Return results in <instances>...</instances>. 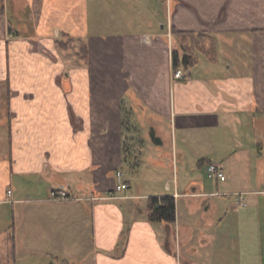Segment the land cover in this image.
I'll use <instances>...</instances> for the list:
<instances>
[{
	"label": "crops",
	"instance_id": "obj_1",
	"mask_svg": "<svg viewBox=\"0 0 264 264\" xmlns=\"http://www.w3.org/2000/svg\"><path fill=\"white\" fill-rule=\"evenodd\" d=\"M176 30L215 46L182 79ZM263 195L264 0H6L0 264H264Z\"/></svg>",
	"mask_w": 264,
	"mask_h": 264
},
{
	"label": "trees",
	"instance_id": "obj_2",
	"mask_svg": "<svg viewBox=\"0 0 264 264\" xmlns=\"http://www.w3.org/2000/svg\"><path fill=\"white\" fill-rule=\"evenodd\" d=\"M5 12L3 0H0V15ZM178 40L179 48L173 53L174 70L190 69L199 61V53L212 56L215 50L214 40L205 34H195L194 32L174 31ZM209 43L210 47H206ZM61 47L68 49L67 42H61ZM78 55L83 59H88V49L85 43H80ZM126 120V119H125ZM148 206V219L152 222L175 223L177 218L176 199L172 196L162 198H150Z\"/></svg>",
	"mask_w": 264,
	"mask_h": 264
},
{
	"label": "built area",
	"instance_id": "obj_3",
	"mask_svg": "<svg viewBox=\"0 0 264 264\" xmlns=\"http://www.w3.org/2000/svg\"><path fill=\"white\" fill-rule=\"evenodd\" d=\"M184 77H185V73L182 69L175 70V72H174V78L175 79H182ZM206 171H207L208 177L211 179L221 180V181H224L226 179V175H225L223 169L216 163L208 164ZM117 177L120 181L119 186H118V190L127 188L128 187L127 183H125L123 181V173L118 172ZM8 194L10 196L12 194V191L9 190ZM51 195H52L53 199H57V200L69 198L67 192L64 189L55 190L52 192Z\"/></svg>",
	"mask_w": 264,
	"mask_h": 264
},
{
	"label": "rangeland",
	"instance_id": "obj_4",
	"mask_svg": "<svg viewBox=\"0 0 264 264\" xmlns=\"http://www.w3.org/2000/svg\"><path fill=\"white\" fill-rule=\"evenodd\" d=\"M5 2H6V0H3V4H4V6H5ZM1 16V15H0ZM9 32L10 33H13V32H15V29L14 28H12L11 26H9ZM67 47H68V49H72V51H70L71 53H69V55L70 54H73V52H77V50L79 51V48H80V44L79 43H77L76 41H72V40H70V41H67ZM76 50V51H75ZM74 53V54H75ZM70 56H72V55H70ZM148 172V171H147ZM203 174H204V172H203ZM205 174L207 175V171L205 172ZM207 178H208V175H207ZM129 179L132 181V186H133V189H139V187L137 186L139 183H138V179L136 180L135 179V177H133V176H130L129 177ZM210 179V178H209ZM210 180H213V179H210ZM142 183L145 185V184H147V187L149 188V186L151 185L152 186V188H154V189H156V190H159V177H156V178H152V176H151V174H149V173H144L143 175H142ZM140 182V181H139ZM144 185H142L143 187H144ZM264 196V195H263ZM261 197V201L264 203V197ZM55 263V262H54Z\"/></svg>",
	"mask_w": 264,
	"mask_h": 264
}]
</instances>
